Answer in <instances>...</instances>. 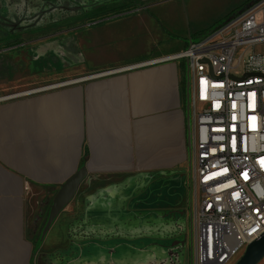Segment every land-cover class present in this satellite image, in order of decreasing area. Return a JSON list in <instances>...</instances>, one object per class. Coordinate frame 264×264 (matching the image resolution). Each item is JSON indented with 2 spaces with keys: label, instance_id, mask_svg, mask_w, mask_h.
Listing matches in <instances>:
<instances>
[{
  "label": "crops",
  "instance_id": "1",
  "mask_svg": "<svg viewBox=\"0 0 264 264\" xmlns=\"http://www.w3.org/2000/svg\"><path fill=\"white\" fill-rule=\"evenodd\" d=\"M185 1L192 0L94 2L93 8L77 14L113 16L116 6L136 5L128 10L132 17L81 30L77 46L87 49L91 62L129 65L0 97V264H36L41 256L54 263V255L70 248L62 245L70 233L66 224L78 218L69 213L81 207L80 200L61 211L39 248L41 231L34 235L31 222L43 219L44 226L60 185L83 164L88 170L86 181L174 174L166 186L177 188L189 163L187 61L157 60L187 48L180 42L188 38L187 31L171 32L168 23H183ZM145 18L168 29L162 31L179 50L171 52L163 46L156 51L159 35L127 39L132 22ZM75 57L80 60L79 54ZM110 203L115 205V200H91L85 220L89 233L106 228L97 218L109 216Z\"/></svg>",
  "mask_w": 264,
  "mask_h": 264
},
{
  "label": "rangeland",
  "instance_id": "2",
  "mask_svg": "<svg viewBox=\"0 0 264 264\" xmlns=\"http://www.w3.org/2000/svg\"><path fill=\"white\" fill-rule=\"evenodd\" d=\"M252 1L254 0L185 1L182 3L184 24L176 20L168 22L170 31L178 34L185 29L188 38L180 39V42L187 44L183 46L184 48L188 47L190 41L196 43L210 36L229 15L238 13ZM93 4L94 0H0V97L30 87L65 82L106 69L129 65L91 62L87 49L80 48L77 43L78 33L93 27L94 23L132 17L128 10L133 4L124 3L116 6L113 16L108 14L95 16L83 14L76 18L72 14L55 16L62 10L80 11ZM143 14L146 15V11ZM77 23L78 27H74ZM132 24L126 34L127 39L131 40L130 37L133 35L139 40L141 35L144 37L143 40L148 36L154 39V36L159 35L161 37L158 41L159 46L155 47V50L163 46H167L166 49H170L171 52L179 50V46L174 45L175 41L162 31L163 28L168 29L162 28L161 24H152L149 18L139 19ZM77 54L80 55V60L76 59ZM191 114L193 116V111ZM173 176L174 174L160 173L131 174L83 181L71 201L80 200L81 207L69 213L78 218L66 224V230L70 233L65 235L62 244L70 245V248L59 253L65 259L64 264H72V260L78 261L79 264H189L191 229L187 171L180 175L182 184L178 182L177 188L171 190L166 186V181ZM148 179L156 181L154 185L155 189H158L155 191L157 200L139 203L137 200L151 186L149 185L151 180ZM148 192L147 199L150 200L155 194L151 189ZM106 197L125 200L120 205L109 206L108 213L110 212L111 216L97 218L101 223L105 222L106 228L98 229L108 232L105 238L111 239V244L101 247L98 242L101 238L98 235L91 241L87 236L73 239L72 234L77 230H83L85 233L89 231L85 220L91 200ZM141 216H144V220L138 223ZM139 224L142 229H138ZM42 226L43 219L34 218L31 222L32 233L39 234ZM96 230L91 232L98 233L99 230ZM122 238H129L128 248L120 245L122 242L119 240ZM41 244L42 239L37 248ZM119 248H125L124 252L117 254L115 251ZM133 248L136 250H132ZM75 249L79 250L76 256L73 253ZM53 257L56 259V255ZM237 257L238 255L235 256ZM57 262L61 263L62 259ZM36 264L52 263L50 258L41 256ZM260 264H264V260Z\"/></svg>",
  "mask_w": 264,
  "mask_h": 264
},
{
  "label": "built area",
  "instance_id": "3",
  "mask_svg": "<svg viewBox=\"0 0 264 264\" xmlns=\"http://www.w3.org/2000/svg\"><path fill=\"white\" fill-rule=\"evenodd\" d=\"M171 60L191 77L192 264H233L264 233V0Z\"/></svg>",
  "mask_w": 264,
  "mask_h": 264
},
{
  "label": "water",
  "instance_id": "4",
  "mask_svg": "<svg viewBox=\"0 0 264 264\" xmlns=\"http://www.w3.org/2000/svg\"><path fill=\"white\" fill-rule=\"evenodd\" d=\"M191 43L192 42L190 41V44ZM123 69H127V67L121 68V70ZM48 87H55V86H45L44 88H48ZM191 99H192L191 77H190L188 61H187L186 104H187V145H188L189 155L191 152V144H192ZM87 175H88V170L86 166H82L60 185L59 190L57 191L53 203L50 207L48 218L44 226V229L42 231L43 236H46L47 232L49 231L51 225L53 224L57 216L73 200L81 183L85 180ZM188 213H189L190 229L192 233L190 188H189V197H188ZM191 248H192V239H191ZM263 260H264V233L259 238L249 243L245 251L239 256V258L233 264H260ZM190 262H191L190 264H192L191 256H190Z\"/></svg>",
  "mask_w": 264,
  "mask_h": 264
},
{
  "label": "flooded vegetation",
  "instance_id": "5",
  "mask_svg": "<svg viewBox=\"0 0 264 264\" xmlns=\"http://www.w3.org/2000/svg\"><path fill=\"white\" fill-rule=\"evenodd\" d=\"M97 1H101V0H94V2H97ZM102 1H104L105 2V4L106 3H108V2H110L111 3V1L112 0H102ZM85 5H89V4H85ZM127 5V4H126ZM133 6H134V4H133ZM132 6V7H133ZM91 8H93L92 6H86L83 10H78V9H74L73 11H67V10H60L61 12L59 13V15H57V14H55V16H61V15H68V14H72V15H74L73 17L74 18H76V16H79V15H83V14H77L78 12H80V13H82V12H84V11H87V10H89V9H91ZM125 8V7H124ZM57 10H55V12H56ZM74 27H78V23L77 24H75V26ZM74 27H73V29H74ZM60 83V82H59ZM54 84H58V83H54ZM54 84H50V85H54ZM146 178V177H145ZM148 180H151L150 181V184L149 185H151V186H149V188L145 191V193H144V195L140 198V199H138L137 201H139V203L140 202H142V203H146V202H149V201H153V200H157V196H156V194H155V191L156 190H158V189H155V185L154 184H156V181L155 180H153V179H148ZM166 188V187H165ZM153 190V192L152 193H154L155 195H153V197H152V199H150V200H148L147 199V196H149L148 195V191L149 190ZM164 189V188H163ZM78 192V191H77ZM151 193V194H152ZM77 194V193H76ZM150 194V195H151ZM114 199V198H113ZM115 200V205H120V203L123 201V202H125V200L123 199V200H116V199H114ZM112 204L110 203L109 204V206H111ZM113 206V205H112ZM109 215L111 216V214H110V212H109ZM144 216H141L139 219H138V223H139V221L141 220V221H143L144 220V218H143ZM179 218H181V217H179ZM183 219V218H182ZM183 223H184V220H183ZM178 224H180V221H178ZM181 227V226H180ZM138 229H142V227L140 226V224L138 225ZM108 232L107 231H104V230H99L98 231V233H92V232H86L85 233V231H79V230H77L75 233H73L72 235L74 236V237H76V238H83V237H88L89 238V240L91 241V240H95V235H98V237L99 238H101V239H98L99 241L98 242H100L99 244H100V246L101 247H104V246H109V243L111 244V242H112V240L111 239H106L105 237H106V234H107ZM128 239L129 238H122V240H119V241H121L120 243V245H122V246H124V247H126V248H128L127 246H128ZM107 240H111V241H107ZM96 241H97V239H96ZM114 244V243H113ZM126 245V246H125ZM75 246H77V245H75ZM75 246H73V248L75 247ZM97 247V246H96ZM101 250V249H100ZM124 250H125V248L124 249H121V248H119V250H116L115 252L118 254V253H120L121 251H123L124 252ZM132 250H136V248H133ZM76 253H74V256H76L78 253H79V250L78 249H75L74 250ZM114 252V253H115ZM96 255V254H95ZM59 259H62V264H64L65 263V259L62 257V255L60 254L59 256H57L56 257V260H55V262L54 263H52V264H61L60 262H57V261H59ZM72 262V264H79V262L78 261H75V260H72L71 261ZM191 262H190V260H189V264H190Z\"/></svg>",
  "mask_w": 264,
  "mask_h": 264
},
{
  "label": "bare ground",
  "instance_id": "6",
  "mask_svg": "<svg viewBox=\"0 0 264 264\" xmlns=\"http://www.w3.org/2000/svg\"><path fill=\"white\" fill-rule=\"evenodd\" d=\"M78 79H72V80H68L67 82H73V81H77ZM61 83V82H60ZM60 83L58 84H54V85H48V86H56V85H59ZM27 91L25 92H20V93H15L13 95H19V94H23V93H26ZM3 98V97H2ZM1 99V98H0ZM238 255V254H237Z\"/></svg>",
  "mask_w": 264,
  "mask_h": 264
},
{
  "label": "trees",
  "instance_id": "7",
  "mask_svg": "<svg viewBox=\"0 0 264 264\" xmlns=\"http://www.w3.org/2000/svg\"><path fill=\"white\" fill-rule=\"evenodd\" d=\"M229 16H231V15H229ZM229 16H228V17H229ZM228 17H227V18H228ZM82 166H84V164H83ZM82 166H81V167H82ZM45 224H46V222H45ZM45 224H44V226H45ZM44 226H43V228H42V230H41V233H40V236H39V241H40V239H42V241H43V239L45 238V236L42 235V231H43V229H44Z\"/></svg>",
  "mask_w": 264,
  "mask_h": 264
}]
</instances>
